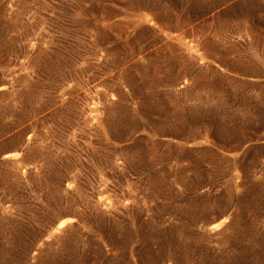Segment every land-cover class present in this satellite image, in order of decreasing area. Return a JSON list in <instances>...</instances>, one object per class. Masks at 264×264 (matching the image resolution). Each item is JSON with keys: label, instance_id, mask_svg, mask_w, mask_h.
Returning a JSON list of instances; mask_svg holds the SVG:
<instances>
[{"label": "rangeland", "instance_id": "374dc122", "mask_svg": "<svg viewBox=\"0 0 264 264\" xmlns=\"http://www.w3.org/2000/svg\"><path fill=\"white\" fill-rule=\"evenodd\" d=\"M0 264H264V0H0Z\"/></svg>", "mask_w": 264, "mask_h": 264}, {"label": "bare ground", "instance_id": "6f19581e", "mask_svg": "<svg viewBox=\"0 0 264 264\" xmlns=\"http://www.w3.org/2000/svg\"><path fill=\"white\" fill-rule=\"evenodd\" d=\"M7 87L6 85H3L1 88H5ZM18 155V152H12V153H9V154H6L4 157L6 159H9V160H12V159H15ZM75 219L73 217H65L63 219H61L57 225L53 228V230L51 231L50 233V236H53L54 234H57V232H60L62 231L65 227H67L69 224H71ZM227 222V218H223L221 220V222L217 223V224H214L212 226V228H216L217 226L223 224V223H226Z\"/></svg>", "mask_w": 264, "mask_h": 264}]
</instances>
